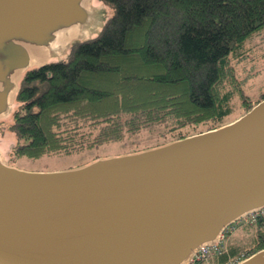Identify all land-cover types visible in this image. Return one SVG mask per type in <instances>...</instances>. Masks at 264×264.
<instances>
[{
    "label": "water",
    "instance_id": "95a60500",
    "mask_svg": "<svg viewBox=\"0 0 264 264\" xmlns=\"http://www.w3.org/2000/svg\"><path fill=\"white\" fill-rule=\"evenodd\" d=\"M109 18L102 0H0V122L28 71L66 61ZM15 147L0 146V264H190L264 207V99L220 127L59 171L12 165ZM239 264H264V248Z\"/></svg>",
    "mask_w": 264,
    "mask_h": 264
},
{
    "label": "trees",
    "instance_id": "16d2710c",
    "mask_svg": "<svg viewBox=\"0 0 264 264\" xmlns=\"http://www.w3.org/2000/svg\"><path fill=\"white\" fill-rule=\"evenodd\" d=\"M102 1L110 18L99 37L25 74L12 119L0 122V134H14L17 159L72 154L145 131L182 138L264 99V91L256 100L247 95L252 74L243 75L254 56L247 52L264 40V0ZM263 248L259 215L235 225L212 264Z\"/></svg>",
    "mask_w": 264,
    "mask_h": 264
},
{
    "label": "rangeland",
    "instance_id": "374dc122",
    "mask_svg": "<svg viewBox=\"0 0 264 264\" xmlns=\"http://www.w3.org/2000/svg\"><path fill=\"white\" fill-rule=\"evenodd\" d=\"M108 10L110 11V8H108ZM263 34L261 33L259 36H263ZM255 42L257 45L247 52V55L254 54V56L249 58L246 68L243 70V75L252 74L251 79L246 81L244 89L247 95L253 98V100L258 99L260 94L264 91V40L263 38H257ZM252 64H254L253 70L250 67ZM233 115H236V117L241 116L239 110L235 111ZM206 128L207 126H196L194 128H190L186 131L189 135L185 137L211 130H207ZM171 136L169 138L163 139L157 133L152 134L148 131H145L137 135L128 136L123 141L109 142L101 145L100 147L86 149L72 154L45 155L37 159H31L26 156L20 157L18 159L11 157L10 163L28 171H59L89 163L99 157L137 152L146 148L160 146L170 141L185 138ZM165 140L168 141L165 142ZM13 143H15L14 134L8 132L7 130L3 134H0V146L3 145L2 147L6 148ZM252 235H254L253 232L250 233V236ZM233 237L236 238V234L232 235V239ZM250 238L251 237H248L249 240Z\"/></svg>",
    "mask_w": 264,
    "mask_h": 264
},
{
    "label": "built area",
    "instance_id": "2783aa9c",
    "mask_svg": "<svg viewBox=\"0 0 264 264\" xmlns=\"http://www.w3.org/2000/svg\"><path fill=\"white\" fill-rule=\"evenodd\" d=\"M259 215H264V208L252 213L250 216L246 217L244 220L249 221L250 219H255ZM234 230H235V225L231 226L225 231L221 244L225 240L224 238L227 235L232 234ZM221 244L213 246V247H210V246L201 247L200 250L195 254L193 259L191 260L190 264H212L213 257L221 253V249H220ZM248 255L250 254L245 253L244 255H239L236 258L229 259L225 264H239L240 261L246 258Z\"/></svg>",
    "mask_w": 264,
    "mask_h": 264
},
{
    "label": "flooded vegetation",
    "instance_id": "af4514ba",
    "mask_svg": "<svg viewBox=\"0 0 264 264\" xmlns=\"http://www.w3.org/2000/svg\"><path fill=\"white\" fill-rule=\"evenodd\" d=\"M4 148H5V147H4ZM6 149H10V145H9V146H7V147H6ZM11 157H13V158H14L13 151H11V153H10V159H11Z\"/></svg>",
    "mask_w": 264,
    "mask_h": 264
}]
</instances>
